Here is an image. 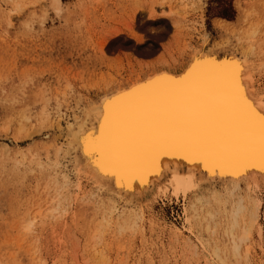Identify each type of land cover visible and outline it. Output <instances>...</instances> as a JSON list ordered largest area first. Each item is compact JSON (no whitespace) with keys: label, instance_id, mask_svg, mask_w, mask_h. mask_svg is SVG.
I'll return each instance as SVG.
<instances>
[{"label":"rangeland","instance_id":"1","mask_svg":"<svg viewBox=\"0 0 264 264\" xmlns=\"http://www.w3.org/2000/svg\"><path fill=\"white\" fill-rule=\"evenodd\" d=\"M261 20L264 0H0V264H264V208L237 256L224 234L237 202L251 201L244 190L223 195L230 200L223 199L229 202L211 225L187 217L182 199L154 195L120 200L121 208L136 207L138 220L116 214L102 221L103 211L119 201L116 195L92 187L91 178L82 179L80 192L70 175L63 213L38 219L26 231L28 211L46 209L45 194L35 174L18 171L22 152L59 136L52 129L57 115L67 120L89 103L99 105L105 88L135 79L162 46L179 40L188 47L181 59L199 47L207 53L224 39L231 49L240 29ZM40 104L50 112L45 134L20 137V111L34 115ZM24 123L29 133L32 125ZM61 159L73 170L70 158ZM251 197L264 203V187ZM246 220L243 228L250 225Z\"/></svg>","mask_w":264,"mask_h":264},{"label":"bare ground","instance_id":"2","mask_svg":"<svg viewBox=\"0 0 264 264\" xmlns=\"http://www.w3.org/2000/svg\"><path fill=\"white\" fill-rule=\"evenodd\" d=\"M176 14L173 12V17ZM173 26L176 32L182 29L178 22ZM236 39L231 49L224 39L207 53L200 47L194 49L188 59H181L188 50L186 45L178 43L179 40L175 46L168 43L159 50L158 59L145 64L135 79L115 90L105 88L109 92L99 105L89 103L72 117H66L67 120L63 113L57 115L58 120L52 125V129L59 131L55 141L47 147L22 152L18 163L23 177L35 174L46 205L44 211L41 205L33 213L28 211L24 230L31 231L38 219L63 213L70 175L77 181L80 192L82 179L91 178L92 187L116 195L112 198L119 201L103 211L102 221H111L116 214H123L125 221H136L139 219L136 207L121 208L120 200L154 195L156 200L182 199L187 217L211 225L229 202L228 197L244 190L251 201L239 198L234 209L230 208L233 209L230 225L227 223L224 230L233 241V253L237 256L240 244L257 224L264 208V203L251 197L264 187V159L258 150L247 146L243 129L234 126L227 114L212 104L225 103L228 93L240 84V95L246 96L257 113L264 114V23L261 20L246 24ZM176 88L181 91L173 92ZM109 104L111 108L106 107ZM19 120L20 137L41 138L50 123V112L45 104H40L34 115L26 116L21 110ZM25 120L32 125L29 133ZM159 129L207 140L214 145V151L169 148L150 153V141ZM61 158H70L73 170L62 167ZM141 160L144 162L137 163ZM246 219L250 225L243 228Z\"/></svg>","mask_w":264,"mask_h":264},{"label":"snow or ice","instance_id":"3","mask_svg":"<svg viewBox=\"0 0 264 264\" xmlns=\"http://www.w3.org/2000/svg\"><path fill=\"white\" fill-rule=\"evenodd\" d=\"M241 88L242 85L236 84L235 90L228 93V99L225 103L221 105L212 104V106L226 113L234 126L243 129L247 146L258 150L261 159H264V114L257 113L254 107L248 103L246 96L240 95ZM172 91L178 93L181 89L176 88ZM202 102L211 103L210 101ZM106 107L111 108V104ZM169 148H184L201 153L214 151L212 143L207 140L196 139L191 134L173 135L163 129L157 130L150 141L148 151L154 153ZM142 162L144 161H137V163Z\"/></svg>","mask_w":264,"mask_h":264}]
</instances>
